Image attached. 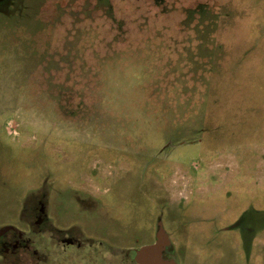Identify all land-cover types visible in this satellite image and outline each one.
Wrapping results in <instances>:
<instances>
[{
    "label": "rangeland",
    "instance_id": "1",
    "mask_svg": "<svg viewBox=\"0 0 264 264\" xmlns=\"http://www.w3.org/2000/svg\"><path fill=\"white\" fill-rule=\"evenodd\" d=\"M158 218L264 264V0H0V264H135Z\"/></svg>",
    "mask_w": 264,
    "mask_h": 264
},
{
    "label": "flooded vegetation",
    "instance_id": "2",
    "mask_svg": "<svg viewBox=\"0 0 264 264\" xmlns=\"http://www.w3.org/2000/svg\"><path fill=\"white\" fill-rule=\"evenodd\" d=\"M46 199H47L46 198V194H44V223L48 222V218H47L46 213H45V206L47 205V203H45V201H47ZM41 209L43 211L42 207H41ZM54 229H55V232H52L51 235H50V232H49L50 237H49V241H47L48 243L46 244V246H49V244H52L53 246L55 245L56 247L61 248L63 250H68L71 247H75L77 249H82L83 247H87V248H90V249L91 248H95L96 249V246L92 245L91 243H89L90 242L89 240H85V241H88V242H86L87 244L81 242L79 240L80 239V235H79V237H75V235H71L67 231H61V230L56 229V228H54ZM14 232H16L15 235H13L14 240L10 241V242H12V245L15 248L14 250H17V249L23 250V248H29V249L32 250L31 242L29 244V242L25 239V234L19 233L17 231H14ZM15 237H18V239L15 240ZM160 238H163V239L166 240V244L163 246V248L161 250V258H163V259H172V258L168 257V254L171 251L170 250V239L167 236V234L164 232L163 225L161 223V219L158 218L157 224H156V228H155V236H154L153 241L150 244L155 243ZM7 244H9V241L5 242V243H2V244L0 243V247H2V245L4 246V245H7ZM96 245H98V244L96 243ZM121 253H122V255H121L120 264H128L127 253H123V252H121ZM110 254H112V253H110ZM134 255H135V253H134ZM134 255H133V258H132L133 262L135 264H141V263H137L134 260ZM103 260H107L106 259V254H105V256H103ZM143 261H144L143 264H152L153 263V259L150 256L146 257V259L144 258Z\"/></svg>",
    "mask_w": 264,
    "mask_h": 264
},
{
    "label": "water",
    "instance_id": "3",
    "mask_svg": "<svg viewBox=\"0 0 264 264\" xmlns=\"http://www.w3.org/2000/svg\"><path fill=\"white\" fill-rule=\"evenodd\" d=\"M166 244V240L160 238L153 244L144 245L137 250H135L134 260L137 263H144V258L152 257V264H176L172 259H163L161 258V250Z\"/></svg>",
    "mask_w": 264,
    "mask_h": 264
}]
</instances>
